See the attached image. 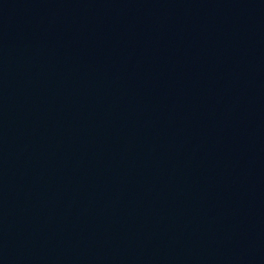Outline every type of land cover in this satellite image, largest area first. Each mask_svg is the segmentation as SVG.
Instances as JSON below:
<instances>
[{"label": "water", "instance_id": "95a60500", "mask_svg": "<svg viewBox=\"0 0 264 264\" xmlns=\"http://www.w3.org/2000/svg\"><path fill=\"white\" fill-rule=\"evenodd\" d=\"M0 264H264V0H0Z\"/></svg>", "mask_w": 264, "mask_h": 264}]
</instances>
